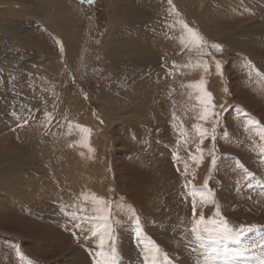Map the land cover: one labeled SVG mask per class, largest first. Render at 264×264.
I'll return each instance as SVG.
<instances>
[{
  "label": "rangeland",
  "instance_id": "rangeland-1",
  "mask_svg": "<svg viewBox=\"0 0 264 264\" xmlns=\"http://www.w3.org/2000/svg\"><path fill=\"white\" fill-rule=\"evenodd\" d=\"M20 1L22 0H17V2ZM60 1L62 2L63 8L72 11L71 13L66 11L67 15L64 13L69 19V27L74 30V36L72 39L71 36L66 35L64 27L44 26L45 20L49 19L45 10L46 4L44 3V0H26L20 5H15L16 9L14 12L17 13L19 16L18 18H20V21L23 24H26L28 20H32L35 22H40L42 25L39 27H30V25L27 24L25 26L26 28H21V38L26 37L27 40L23 41L26 42V45L24 44L23 48L17 50V52L15 51L16 54L20 55L19 60L15 65V73L12 70H9L10 65L8 63L5 65L3 64L4 68L2 65L0 66V92L3 94V97H0V105H2V109L5 108L4 110L0 111V117H2L0 120L6 128L4 130V128L0 126V136L4 137L6 133L10 134L11 136L7 141L8 145L12 147V149L15 148L18 139L14 133L17 131H22L24 134L26 127L25 125H27L26 122H30L29 120H26L25 117H31L32 121L36 124L35 118H37L36 116L38 115V117L41 119L43 131L36 137L27 136L26 142L22 141L20 150L21 168L23 172L26 176H36L37 178L34 182H28V180L24 178L22 180V185H25V187L33 191H40L42 199L40 201H36L38 204L45 206L50 203H55L57 198L63 200L62 202L55 203L54 206L57 214L61 215L62 217H66L69 214L72 206L74 204H79V202L75 199L71 201L68 198L70 197V194L73 193V188L66 187L63 184L65 179L70 176V174H68L66 170L55 168L50 164L53 144L45 140L50 138V135L58 132L57 130L61 126L57 125L54 127L52 120L54 121L55 118L51 120L49 114V101H53L55 103H64L69 106L71 112H69V114L67 113V117L69 115H73L80 121L87 117L88 120H91V122H97V124L100 126L93 125L95 126L96 130L92 128V132L93 136L99 135L103 132L106 122L104 116H101V106L99 105L97 97L100 92L99 89H101L105 82L111 80L112 75L109 74V71L105 69L104 64L102 63V57H100L102 52L98 49L99 44L102 43L101 40L104 38L103 36H106L109 28V6H107L109 0H94V3L91 4H86L87 2L82 3L81 0ZM69 1L71 3H69ZM120 1L122 3V0H118L119 3ZM139 1L142 2V0H135L131 2L130 5L123 6L122 8L128 11L136 10L138 5H134V3L138 4ZM153 1L155 2V0ZM196 1L200 2L201 0ZM64 2L67 4V6H64ZM157 3L160 6L163 5L164 7H160L162 9L157 10V12L154 14L148 13L143 5H141V8H139L142 11H139L138 21H141V27L144 28V30H152L156 31V33L159 29H165V31H168V22L174 18L177 13H181L182 18L186 19L184 14L191 13L196 8L195 0H158ZM9 5L10 4L5 5V8H8ZM254 5L258 9L257 11H248L247 9L243 8L245 11L249 12V14L242 15L241 11L237 8L231 10L226 9L227 7L234 6L233 0H222L219 4H217V7H219V14L216 16V19L218 22L223 23H230L231 21L233 22L239 20H256L257 24L264 25V17L261 16V14L264 12V0L255 2ZM105 6L107 8H105ZM99 8H102L103 10H100ZM98 10H100L101 13H98ZM74 21H76V23ZM33 29H35L36 32H34ZM41 30H44V32L59 38H63L64 42H61V39H58L59 41L56 40V42L53 44L49 43L47 37L41 34ZM162 40H166L171 43L174 42L170 38L165 37H163ZM205 42H208V40L202 41V43ZM213 45H219L221 50L218 51L216 48L212 47ZM223 46L219 42H214L207 47L199 48V54H203L205 57H213V59L216 60L215 63H219L220 58L225 55L227 56V54L223 52ZM243 48L244 47H242L241 50ZM246 49L249 48L246 47ZM59 51L62 52L60 53ZM263 51L264 49L262 48V50L259 49L258 52L255 53L264 54ZM153 52L155 54H159L157 49H153ZM12 53L15 55L14 51L9 49L4 53V55H2L4 57H8V55L10 56ZM3 56H0V58L3 59ZM240 56L243 59L240 58ZM255 61L257 60L253 61L252 58L247 54L241 55L238 53L234 55V60H231L227 65L226 72L228 74V79L224 80V82L213 81L211 83L213 86L212 106L216 115L220 106H226L228 100L233 101V103H231L228 108H225L222 111L221 127L219 130L216 129L214 132H212L209 137L211 140V146H209L211 150L210 158L212 159V163L209 167V174L206 183L208 189L207 194L197 191L198 189L192 187L191 183L193 173L199 170L197 165L199 157L198 149L200 146L198 144L199 140L197 143L195 141L196 135L198 134H194L192 129H187L185 131L183 127L181 128L177 125H174H182L181 123L183 121H188L191 124L198 122V118L195 115V111L200 108L198 97L193 92H189L185 89L188 84H192V81L187 82L178 80L176 85L179 89L176 92V100L173 101H169L167 99V94L164 93L163 90L152 85L148 87V85L144 84L143 86L146 89L144 92L146 93H144V99L139 102V112L143 111L153 113L145 122H157L167 112L169 113L173 111H176V114L178 113V117H185L183 112H178L179 108L182 107L191 112V116L189 118L181 119L179 121H172L171 127L168 128L166 126L165 130L164 127H158L157 125H154L150 128L144 123H136L135 125H129L125 127L120 126L117 127V130H114L113 132L110 129L108 130V137L106 138L105 136V140L108 139V142L104 151L100 152V154L106 155L104 161L107 163L110 174L112 169L114 172L113 177L115 178V182L113 184V206L120 205L124 198L130 200V202L133 203V206H122L118 209V211H121V213L117 216L118 221H123V223H121L122 226L120 229L123 230L124 233H127L125 231L127 228V230L130 229V231L126 236V234H123L121 230H118L120 226H117L113 232V252L115 253V256H113L111 259V264H128L125 259V263H122V257H118V254L116 253V251L119 250V244L120 242L122 243V241L127 246V248L132 247L130 252L134 250L136 253H138L136 254L133 252L134 255L136 257L137 255L141 257V263L138 261V264H162L163 260H167L168 264H184L178 261L177 258L173 257L174 255L172 256V253H175L174 248L171 249L167 245L165 248L163 245H161L162 242H159L160 240H158L149 229H154L156 232L158 231L166 233L167 230L163 229L162 227H157L156 229L154 228V226H157L156 224L160 219L172 220L176 224L180 223L179 227L184 226L180 221H182L184 224L189 223V228L191 229L193 220H198L202 215L201 208L203 207L205 209L207 207L215 209L213 212H211L209 218L205 217L210 227L217 228L226 223L228 228L232 229L233 231H239L240 229L248 231L249 237L250 235L251 237L254 236V231L264 234V211L252 209V207H250V203H254V205L256 203V201L253 200L250 195L245 194L247 193L248 186H250V184L245 182L246 180H244L245 178L243 176L237 174L238 171L243 174H247L248 179L251 178L253 182H257L259 186L260 179L264 177V72H262L264 70L261 69V67H264V64L259 65ZM159 67L162 69L165 68L163 63H160ZM165 70H167V68H165L164 71ZM5 73L8 74L6 75ZM149 75L150 74H147L141 79L145 81H151V79L148 77ZM246 75L249 77L246 78L244 82H254L260 89H262L261 98H259V96H253L252 92L249 94L242 89L241 81L243 76L245 77ZM170 76L172 80H176L175 77L177 79L179 78L175 72H172ZM7 79L10 81H7ZM14 79L15 82L17 81V84L13 82ZM127 79L128 78L125 77V80ZM128 80L130 83L124 81L125 89L122 92L130 96V94H132L131 88L133 86V81L130 79ZM5 83L7 84L4 85ZM4 89L6 92H4ZM201 95L205 96L207 93L201 92ZM158 97L160 98L157 99ZM155 102L158 103L157 107H154ZM82 103L83 107L80 108ZM19 104L20 106H18ZM7 105L8 109H6ZM56 106L58 110L63 109L60 107V105ZM107 110L109 113V108ZM17 111L22 113V117L24 119H20V117L17 115ZM52 117L54 116L52 115ZM131 117L135 121H139V115L136 112L131 114ZM65 119L67 118L65 117ZM19 120L20 122H18ZM13 121H15V123ZM21 124H23V130H17ZM14 127L15 129H12ZM141 130L144 132L143 135L140 134ZM151 133H155L156 135L160 136L157 138L159 142L160 140L171 139L178 149H182V151L184 150L183 152H188V156L183 157V161L178 155L176 156L169 149L172 153L168 154L170 163L171 165H174L175 172L179 176L177 189H167L164 187V185L158 187V184L154 189L150 176L147 175L150 173L149 168L154 167L155 164L146 165L141 169V172L147 177H144L143 174L140 176H137L136 174L139 172V170H136V168H138V164L140 163L136 160L132 161V158L134 159L136 157V151L139 150L134 149L131 145L134 143V140H140L138 143L140 149L143 148L147 150L151 146V144L147 145V139L150 138L147 136ZM3 137H0V139ZM161 137L164 138L160 139ZM54 139L59 140L58 137H55ZM102 139L103 136H101V140ZM181 140L184 142H180ZM186 141H188V143H185ZM232 144H238L241 148H243L244 154H241V151L234 149L237 148V146L233 147ZM252 144L253 146H251ZM30 149H32L33 152H29ZM245 154L250 155V161L253 163V165H251L252 167L248 166V164L245 162L243 163L242 160H244L246 157ZM146 155L147 152L145 151L142 154V157L144 158ZM160 157H162V155ZM233 158H235L234 161ZM108 160L110 161L108 162ZM131 161L135 164L138 163L136 168L131 167L134 165ZM139 161L141 162V160ZM201 164L202 161L200 162V165ZM101 170V174H105V169L102 168ZM78 174L79 173H72V175L75 176ZM253 175L255 176V179ZM242 177L244 179H242ZM257 180H259V182ZM159 188H161V190ZM61 189H64L68 195H54ZM143 189H147L142 194L143 198L150 197L151 195L149 194L155 192V198H150L152 199L151 205L147 200H143V198L140 196V193ZM33 195L34 193L31 194V196ZM243 195L246 196L244 197ZM64 196L67 198L64 199ZM162 196H164L162 201L163 203H158L159 198ZM237 196L242 199L238 200V198H236ZM178 199L184 201V203L186 202V204L188 203L187 207H185V211L183 210V206L181 209H177L176 211L175 207L178 203ZM36 202H31L29 205H34ZM166 203L173 208H166ZM156 204H159L160 206L162 205L160 212L154 209ZM193 204H195V216L193 215ZM148 205L153 208L151 212H149L150 209ZM12 208L7 211L10 213L9 216L1 217L0 215V230L8 232L4 233L0 231V264H62V262H65V264H70L69 261L63 260L65 257H62L65 256L67 252H69L66 250L70 249L71 247L70 245L66 244L67 248H63L62 250V241L65 238L62 230H66L64 232H68V235L76 240L77 237L75 230L72 228L67 229L64 227V225L61 230L56 225L39 223L38 220H41V218L33 215L30 212H27L34 207L27 206L25 209L27 211H25V213H23V211L22 213H19L18 209L16 210L15 207ZM17 213L21 215L19 218H17ZM26 214L32 217L30 218ZM18 219L21 220L20 224L15 227V222H17ZM95 220L96 217L91 215H89L88 219L85 221L73 220L74 223L77 224L73 228L86 225L89 226L91 228L89 230L90 232L87 231L84 236L91 238V235L94 234L95 241L98 236L97 234H99L101 231V227L98 226ZM66 225L68 226V224ZM184 229H186V226ZM194 236L195 235L193 234V237ZM242 237V245H247L249 247L253 244L250 243L249 237L244 240V232ZM195 239V244L197 247L200 250H203L205 246L201 245V242L196 237ZM148 240L150 241L147 242ZM146 243L149 247L145 245ZM224 243L227 245L225 251L228 253L227 259L229 264H241V260L246 255L247 251L243 256H237L235 253L242 251V246L237 244L233 245L234 243L229 244L230 242L228 243L227 241ZM153 246H155L154 251L150 248ZM81 248L83 249V253L80 254L84 256V258L87 259L91 264L92 262L97 264V256L100 254H97V252L95 253L87 251L88 249L85 244H81ZM232 249L235 252H231L233 251ZM98 257L100 258H98V260H102L101 255ZM131 258L134 259V257L130 256L129 259ZM149 259L152 261L150 262ZM220 259H223V257ZM257 261L259 262L258 259H255V263Z\"/></svg>",
  "mask_w": 264,
  "mask_h": 264
},
{
  "label": "bare ground",
  "instance_id": "bare-ground-1",
  "mask_svg": "<svg viewBox=\"0 0 264 264\" xmlns=\"http://www.w3.org/2000/svg\"><path fill=\"white\" fill-rule=\"evenodd\" d=\"M25 1L26 0H22L20 2H17V0H0V56H3L4 53L9 49L14 51V54H15L13 55L12 53V55L10 56L8 55V57L3 56V59L0 58V66L2 65L3 67V64L5 65L8 63L10 65L9 70L10 71L12 70L14 73H15V65L18 62L19 56H20L19 54H16V52L17 50H20L21 48H23L24 44L26 45V42H23V41L27 40L26 37L21 38L22 36L21 28H26L25 26L27 24L30 25V27H39L40 25H42L40 22H35L32 20H28L26 24H23L20 21V18H18L19 16L17 15V13L14 12L16 9L15 5H20L24 3ZM133 1L135 0H122V3L121 1L119 3L118 0H109L107 4V6H109V16H108L110 19L109 28H108L106 36H103L104 38L101 40L102 43L99 44V48H98L102 52V54H100L101 55L100 57H102V63L104 64L105 69L108 70L109 74L112 75L111 80L110 81L108 80L107 82H105V84H103L101 89H99L100 92L97 97L99 105L101 106V116L102 117L104 116L105 122H106V125L103 128V132L100 133L99 135L93 136L92 128L96 130L95 126L93 125L100 126L99 124H97V122H93V121L91 122V120L90 119L88 120L87 117L83 118L81 121L78 120V118L74 117L73 115H69L67 117L66 116L67 113L69 114V112H71L69 106H67L64 103H55L53 101H49L50 102L49 114H50L51 120L55 118L54 121L52 120L54 127H56L57 125L61 126L57 130L58 132H55L54 134L50 135V138L45 140L53 144L51 157H50V164L55 168L66 170V172L70 174V176H68L63 183L64 186L73 188V193L70 194V197L68 198L71 201H73L74 199H78L81 202L80 205H75L73 207L70 215L66 219L64 217L58 216L56 214L55 207H54V204L56 202H62L63 200H61L60 198H57L55 203H50L45 206L38 204V202L36 201H40L42 199L40 191H33L25 187V185H22V180L24 178H26L28 182H34L37 178L36 176H26L25 173L23 172L21 168L20 150H21L22 141L26 142L27 136L36 137L38 134H40L43 131V126L41 125V119L38 117V115L36 116L37 118L34 117L36 119L35 120L36 124L32 121L31 117L30 118L25 117V119L29 120L30 122L28 121L26 122L27 125H25L26 127L24 130V134L22 131H19V132L17 131L16 133H14L18 139L17 145H15V148L12 149V147L8 145L7 141L9 140L11 136L10 134L6 133L4 137L0 136V137H3L0 139V215L1 217L9 216L10 213H8L7 211H9V209H11L12 207H15L16 210L18 209L19 213H22V211L23 213H25V211H27L25 210L27 206H30L34 208L28 210L27 212H30L33 215H36L39 218H41V220H38L39 223H45L47 225H56L61 230H62L63 225L67 229L72 228L73 230H76L77 232L76 240L73 239V237H71L70 235H68V232H64L66 230H62L66 236V239L62 241V244H63V246L61 245L62 250L63 248L64 249L67 248L66 244L71 246L70 249L66 250L69 252H67L65 256H62V257H65V259L63 258L62 259L64 261L65 260L69 261L70 264L72 263L73 264H91L90 262H88L87 259H85L80 254L83 251V249L81 248V244H85L87 246V249H88L87 251H91L95 253L97 252V254L99 253L100 255L101 253H103L104 256L103 257L101 256L102 260L106 258L108 262H111V259L113 258V256H115V254L113 256L110 255V246L113 244L112 234L114 230L116 229V227L111 226L110 223L113 219H116L117 217L116 213L120 212L118 211V209L121 208L122 206H127V205L123 204L115 209L112 208L113 206L112 201L114 197L112 193V189L114 186L113 184L115 182V178L113 177L114 172L112 169L111 174H110L109 169L107 167V163L106 161H104L106 155L100 154V152L104 151L105 146L108 142V139L105 140V136L106 138L108 137V133H107L108 130L110 129L113 132L114 130L115 131L117 130V127L135 125L136 123H144L150 128L153 127L154 125H157L158 127L162 126L164 127V130H165L166 126L168 128L171 127L172 121H176V120L179 121L181 119H187L191 116V112H189L187 109L182 107V108H179L178 112H183L185 114V117H178L177 115L174 116L176 111H173L169 113L167 112L157 122H151V123L145 122L147 121V119L150 118L151 114L153 113L143 112V111L139 112V109H140L139 102L142 99H144V95H145L144 93H146L144 92L146 89L144 88L143 85L146 84L148 85V87L152 85L158 89L163 90L164 93L167 94V99L169 101H173V100H176V97H177L176 92L179 89L176 85L178 80L180 81L183 80L187 82L192 81V84H188L185 87V89L189 92H193L198 97L200 108H198L195 111V115L198 118V122L195 124H191L188 121H183L181 123L183 126L180 124H174V125L183 127L185 131L187 129H192L194 134H198L196 135L195 141L199 140L198 144L200 146L199 151H198L199 157H198V165H197L199 167V170L193 173V177L191 178V183H192V187H194L195 189H198L197 191L207 194L208 189H207L206 183H207L208 174H209V167L211 165L208 162L209 154H210L209 149L211 146L210 145L211 140L209 138L210 137L209 134H211L215 129H218V130L220 129L221 124H222L221 113L225 108H228V106L231 103H233V101L228 100L227 101L228 103L226 104V106L224 105L220 106L219 111L216 115V113L213 111V106H212L213 86L211 83L213 81L224 82V80L228 79L227 78L228 74L226 72L227 65L229 64L231 60L232 61L234 60V55L238 53H240L241 55L242 54L249 55L253 61L257 60L255 62H257L259 65L264 64V54L255 53V52H258L259 49L261 50L262 48L264 49V33H262L264 32V25L257 24L256 20H252V21L239 20V21H233V22L231 21L230 23L218 22L216 19V16L219 14V7H217V4H219L222 0H201L200 2L195 0L196 8L193 12L184 14L186 19L182 18L181 13H177L176 16L168 22L167 27L169 28V30L165 31V29H159L157 30V33L156 31H152V30L151 31L144 30V28L141 27V21H138L139 19L138 15H139V11H142V10H140L139 8H141V5H143L146 8L148 13L154 14L157 12V10L162 9L160 7H164V6L163 5L160 6L157 3L158 0H155V2L153 0H142V2L139 1L138 4L134 3V5H138L136 10L128 11L122 8L123 6L130 5V3ZM233 1H234V6L227 7L226 9L231 10V9L237 8L238 10L241 11L242 15H247L249 14V12L245 11L243 8L247 9L248 11H257L258 9L257 7H255L254 3L260 2L261 0H233ZM44 3L46 4L45 10L49 18L45 20L44 26L64 27L66 35L71 36V39H72V37L74 36V30L69 27V19L66 16L67 15L66 11L68 13H71L72 11L66 8H63L62 2L60 0H44ZM69 3L71 2L69 1ZM7 4H10V5L8 8H5V5ZM65 5L67 6V4L64 2V6ZM105 8L107 7L105 6ZM100 10H98L99 11L98 13H101ZM261 16L264 17V12L261 14ZM74 22L76 23V21ZM184 25H187L188 28L193 29L200 36H202L203 41L208 40V42H205V43L201 42L199 46H197L196 43L193 42L188 37V32L184 28ZM33 30L34 32H36L35 29ZM44 30L43 31L41 30L42 31L41 34L47 37V40L49 41V43L53 44L58 39L59 40L61 39L60 41L64 42L63 38H59L57 36L51 35L47 32H44ZM163 37L170 38L174 42L171 43L169 41L162 40ZM214 42H219L222 46L224 45L223 52L227 54V56L225 55L219 59V63H215L216 60H214L213 57H208V56L205 57L203 54L201 55L199 54V48L207 47L208 45H211ZM242 47L244 48L241 50ZM246 47L249 48L250 50L253 49L251 50L253 52H251L249 49H246ZM153 49H157L159 51V54H155L153 52ZM240 58L242 57L240 56ZM160 63H163V65L165 66V68H167V70L164 71L165 68L164 69L160 68L159 67ZM217 64H219L220 66L219 69H217ZM261 69L264 70V67H261ZM0 70H1V67H0ZM166 72H169V73H166ZM172 72L177 73L179 78L177 79L175 77L176 80H172L170 76ZM5 74L7 75L8 73H5ZM147 74H150L148 77L151 79L152 82L141 79ZM125 77L133 81L132 88L129 87L132 90V94L129 93L130 96L122 92L125 89L124 81H126L127 83H130L128 79H127L128 81L125 80ZM248 77L249 76L247 75L245 77L243 76L242 81L240 80L242 84V89L248 92L249 94H251L252 92L253 96H259V98H261L262 89H260L256 83L254 82L252 83L250 81L244 82L246 78ZM7 81H10V80L7 79ZM13 82L16 83L17 81L15 82V79H14ZM7 83H5L4 85H6ZM14 83H13V86H14ZM252 87H255L256 89ZM4 92H6V90ZM201 92H206L207 95L203 96L201 95ZM209 95L211 97L210 100L208 99ZM1 96L3 97L2 92H0V97ZM159 98L160 97H158L157 99ZM56 105H60V107H62L63 109L58 110ZM157 105L158 103L155 102L154 107H157ZM4 106H5V103H4ZM18 106H20V104ZM81 107H83V103L80 106V108ZM108 108H109V113L107 110ZM124 108H128V109H124ZM4 109H2V105H0V111ZM6 109H8V105L6 106ZM134 112H136L139 115L138 122L135 121L131 117V114H133ZM205 114H207L206 119H202L201 117L204 116ZM17 115L22 120L23 118L22 113H19L17 111ZM52 115L54 117H52ZM63 116H65L67 119H65V117ZM9 117H10V114H9ZM0 118L2 119V117ZM13 122L15 123V121ZM18 122H20V120ZM0 124H1L0 126H2L5 130L6 129L5 125L1 123V120H0ZM197 125H199L201 129H204L207 132L206 136L202 137L200 135V132L197 131ZM12 129H15V127ZM17 130H23V124H21L19 128H17ZM155 133L151 137L152 139H155L154 138V136L156 135ZM161 133H162V130H161ZM140 134L143 135L144 132L141 130ZM101 136H103L102 140H101ZM198 136H200V139L197 138ZM55 137H58L59 140H55L54 139ZM139 141L140 140H134L133 141L134 143H132L131 146L134 149H138L139 152H141L143 151V148L140 149V146L138 145ZM170 141L171 142L167 144L155 146V148L149 151L148 154L150 156H156L159 160L166 162V161H169L168 154L170 153V150L171 151L173 150L176 154L179 155L181 160L184 161L183 157H187L188 152L187 151L183 152L184 150L182 151L181 149H178L177 146L174 145L171 139ZM185 143H188V141H186ZM232 146L233 147L237 146V148H234V149L241 151V154H244L243 152L244 149L241 148L238 144H232ZM251 146H253V144ZM29 152H33L32 149H30ZM161 155L162 157H160ZM245 156L246 157L244 158V160H242L243 163L245 162L246 164H248V166L253 165V163H251L250 161L251 159L250 155L245 154ZM134 160L138 161L137 157H135L134 159L132 158V161ZM109 161L110 160H108V162ZM201 161H202V164L200 165ZM133 164L134 165H132L131 167L136 168L138 163L137 164L133 163ZM108 166H109V163H108ZM102 168L105 169V174H101ZM68 170L70 173L68 172ZM72 173H79V174L75 176V175H72ZM136 174L137 176H140L143 173L139 171ZM237 174L240 176H243L245 179L243 177L242 179L246 180L245 182L247 184H250V186H248V191L245 194L250 195V197L256 201L255 205L254 203H250L249 204L250 207H252V209L264 211V193H263L264 188H260L259 186L254 187L253 185L256 182H253L251 178L248 179L247 174H243L239 171L237 172ZM149 175H151L150 179H151V183L154 189L156 188L157 184H158V187L163 185L167 179L166 175L163 172H160L158 170H152V172H150L147 176ZM147 176L144 175V177H147ZM253 177L255 179L254 175ZM257 181L259 182V180ZM175 182L178 183V181H175ZM263 183H260V184H263ZM159 189L161 190V188ZM145 190L147 189H143L141 191L140 193L141 197ZM32 193H34L33 196H31ZM54 195H68V194L64 189H61L58 192H56ZM149 195L151 196L146 197V198L142 197V198L143 200H147L148 203L151 205L152 199L150 198H155V192H152ZM65 198L67 197L64 196V199ZM236 198H238V200L242 199L238 196ZM163 199H164V196L160 197L158 203H163L162 202ZM31 202H36V203H34V205L33 204L29 205L31 204ZM187 204L186 202L184 203V201H181L178 199V203L175 207L176 211L177 209H181L182 206H183V210L185 211V207H187ZM150 205H148L150 209L149 212L153 210V208L150 207ZM164 206H165V203H164ZM166 206H167L166 208L171 207L167 203H166ZM161 207L162 205L160 206L159 204H156L154 209L160 212ZM172 208L173 207H171L170 209ZM214 210H215L214 208L211 209L210 207H207L205 209L203 207L201 208V213L204 217L209 218L211 212H213ZM89 215L95 216L96 217L95 222H97L98 226L101 227L100 228L101 231L99 234H97L98 236L95 241H94V236H95L94 234L91 235V238H89L88 236L87 237L84 236L87 233V231L91 229L89 226L86 225V226H82L78 228H73L75 227V225H77L74 223L73 220H81V221L84 220L85 221L88 219ZM19 216L21 215L17 213V218H19ZM155 219H158V218H155ZM20 221L21 220L18 219L17 222H15V227H17L20 224ZM88 223H89V220H88ZM66 224H68V226ZM0 231L4 233H8L3 230H0ZM127 233L123 232V234H126V236H127ZM244 233H245V237L248 238L249 232L245 230ZM149 241L150 240H148L147 242ZM249 241L250 243H253L252 246H253L255 254L253 255L250 252V250H248L246 255L242 258L241 264H259L258 261L255 263V259H258L262 255H264V249L258 248L256 247V245L258 244V242L260 243L264 242V234L257 233L254 231V236L251 237L250 235ZM159 242H162L161 245H163L165 248H166V245L171 249L173 248L172 244L168 241L160 240ZM195 242H196L195 236L193 237V234L190 233L189 239L187 240V246L189 247L190 251L186 252L184 250L174 249L175 253H172V256L174 255L173 257L177 258L178 261L184 264H198V262L199 264H203L204 257L200 255L202 250H200L197 247ZM145 245L148 246L147 243ZM125 246L126 245L124 244L123 241L122 243L120 242L119 244L120 251L124 250ZM150 248L153 251L155 250V246L150 247ZM193 248L196 249L195 252L192 251ZM133 252L135 251L134 250L131 251L130 256L134 257V259L132 258L129 259L130 256L123 257L122 259H125V261H127L128 264H138V261H140L141 263V257L138 255L136 257ZM231 252H235V251L233 250ZM75 254L78 256H76ZM98 256H97V261L98 262L102 261V260H98L99 258ZM117 256L119 257V255ZM62 263H65V262H62ZM92 264L94 263L92 262Z\"/></svg>",
  "mask_w": 264,
  "mask_h": 264
},
{
  "label": "crops",
  "instance_id": "crops-1",
  "mask_svg": "<svg viewBox=\"0 0 264 264\" xmlns=\"http://www.w3.org/2000/svg\"><path fill=\"white\" fill-rule=\"evenodd\" d=\"M176 110V109H175ZM178 114V113H177ZM176 113L174 114V116L175 115H177ZM172 127H175V126H172ZM182 128V127H181ZM216 130V129H215ZM214 130V131H215ZM218 130V129H217ZM213 131V132H214ZM154 135V133L153 134H151V135H149L148 137H150V138H148L147 140V145L148 144H151V146H150V148H148L147 150H145V149H143V151H141V152H139V151H136V154H135V156L137 157V160H138V162L140 163V164H138V168H136V170H139V171H141V169L143 168V167H145L146 165H152V164H155L154 165V167H152V168H149L148 166V168L150 169V172H152V170H158V171H160V172H163L165 175H166V181H165V183L163 184L164 185V187L165 188H167V189H170V188H177V183L175 182V181H179V176L177 175V173L175 172V168H174V165H171V163H170V160L169 161H161V160H159L156 156H150L149 154H148V152L149 151H151V150H153L154 148H155V146H157V145H162V144H167V143H169V142H171L170 141V139H166V140H160V142L157 140V138H159L160 136H158V135H155L154 136V138L155 139H152L151 137ZM210 135V134H209ZM164 137H161L160 139H163ZM198 139H200V136H198L197 137ZM181 142H183L182 140H181ZM198 141H196V143H197ZM158 143V144H157ZM199 143V142H198ZM182 150V149H181ZM210 150V149H209ZM147 152V155L143 158L142 157V154L144 153V152ZM173 154H175L176 156L178 155V154H176L173 150L171 151ZM169 153V154H172V153ZM140 153V154H139ZM139 154V155H138ZM210 155H211V150H210V154H209V160H208V162L211 164L212 163V159L210 158ZM179 156V155H178ZM139 160H141V162L139 161ZM235 160V158H233V161ZM142 164V165H141ZM150 177H151V175H149ZM260 181L261 182H259V183H263L264 182V178H261L260 179ZM263 181V182H262ZM264 183L263 184H260V186L258 185V183L256 182L253 186L254 187H256V186H259L260 188H264ZM263 192V191H262ZM112 193H113V189H112ZM264 193V192H263ZM75 200H77L78 202H79V204H74L73 206H72V208H71V210L73 209V207L75 206V205H80L81 204V202L78 200V199H75ZM112 202H114V197H113V201ZM57 203V202H56ZM123 204H126L127 206H133V203H131L130 202V200H128V199H126V198H124V200H122L121 201V204L120 205H118V206H112V208L113 209H115V208H117V207H119V206H121V205H123ZM55 205V204H54ZM55 207V206H54ZM71 210H70V212H69V214L66 216V217H64L65 219L70 215V213H71ZM56 211V210H55ZM121 213V211L120 212H117L116 213V216H118L119 214ZM56 214H57V212H56ZM58 216H61V215H59V214H57ZM27 216H29V215H27ZM133 216V215H132ZM30 217V216H29ZM62 217V216H61ZM31 218V217H30ZM181 222V224H183L184 226L183 227H179V224L180 223H175L174 221H172V220H163V219H160V220H158V223L156 224L157 226H154V228L156 229L157 227H162L163 229H165V230H167V232L166 233H164V232H156L154 229H149L152 233H153V235H155L156 237H157V239H159V240H161V241H168V242H170L171 244H172V246H173V248L175 249V250H184V251H186V252H189L190 251V249H189V247L187 246V240L189 239V235H190V233H191V229L189 228V226H190V224L189 223H183L182 221H180ZM121 223H123V221H118V217H116V219H113L112 221H111V226H113V227H116L117 228V226H120L119 227V229L118 230H121L120 228H121V226H122V224ZM173 223H175V224H173ZM125 225H127V224H125ZM186 226V229H184V227ZM78 228V227H77ZM128 229V228H127ZM125 230L126 232H129L130 231V229L129 230ZM76 231V230H75ZM115 231V230H114ZM121 231H123V230H121ZM171 232H173V233H171ZM65 235V234H64ZM128 235V234H127ZM76 237H77V232H76ZM66 239V236H65V238L63 239V240H65ZM242 239H243V237H242ZM245 239H247L246 237H245ZM258 241V240H257ZM132 247H130V248H127V246H125L124 247V250H122V251H120V248H119V250H117L116 251V253L120 256V257H129L130 255H131V252H130V249H131ZM113 250H114V245L112 244L111 246H110V255L111 256H113L115 253L113 252ZM82 253H83V251H82ZM84 257V256H83ZM86 257V256H85ZM164 264L165 263H167L168 261L167 260H163L162 261ZM122 263H125V261H124V259H122ZM62 264H65V263H62ZM108 264H111V262H108Z\"/></svg>",
  "mask_w": 264,
  "mask_h": 264
},
{
  "label": "snow or ice",
  "instance_id": "snow-or-ice-1",
  "mask_svg": "<svg viewBox=\"0 0 264 264\" xmlns=\"http://www.w3.org/2000/svg\"><path fill=\"white\" fill-rule=\"evenodd\" d=\"M81 2H87L91 4L94 3V0H81ZM184 28L188 32V37L193 42H195L197 46H199V44L203 41V37L193 29L188 28L187 25H184ZM212 47L216 48L218 51L221 50L219 45H213ZM219 67V64H217V69H219ZM208 99H211L210 95L208 96ZM206 117L207 114L201 118L206 119ZM197 131L200 132L202 137L207 135V132L204 129H201L199 125H197ZM193 215L195 216V204H193ZM190 231L201 242V245L205 246L200 253V255L204 257L203 264H229L227 259L228 253L225 251L227 247V245L224 243L225 241L242 246L243 250L235 253L237 256H243L244 253L249 250L248 246L242 245L241 242L244 232L243 229H240L239 231H233L232 229L228 228L226 223L217 228L210 227L208 221H206L203 215H201L198 220H193ZM256 247L264 249V242L257 244ZM192 251L195 252L196 249L193 248ZM101 256L103 257L104 254L101 253ZM221 257H223V259H220ZM258 260L259 264H264V255L258 258ZM98 264H108V261L105 258L104 260L98 262Z\"/></svg>",
  "mask_w": 264,
  "mask_h": 264
}]
</instances>
